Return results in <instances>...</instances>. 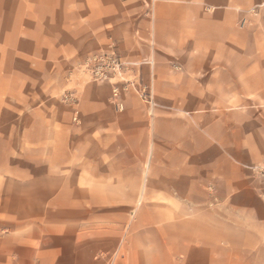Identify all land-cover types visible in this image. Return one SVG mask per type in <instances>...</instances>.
<instances>
[{
    "label": "crops",
    "instance_id": "obj_1",
    "mask_svg": "<svg viewBox=\"0 0 264 264\" xmlns=\"http://www.w3.org/2000/svg\"><path fill=\"white\" fill-rule=\"evenodd\" d=\"M259 166L264 0H0V264H264Z\"/></svg>",
    "mask_w": 264,
    "mask_h": 264
},
{
    "label": "built area",
    "instance_id": "obj_2",
    "mask_svg": "<svg viewBox=\"0 0 264 264\" xmlns=\"http://www.w3.org/2000/svg\"><path fill=\"white\" fill-rule=\"evenodd\" d=\"M88 69L92 77L98 81H114L116 78L123 76L126 70V62H123L115 51L106 54H97L88 60ZM132 85L131 81H126ZM119 96V90L114 89V97ZM151 100V98H150ZM118 108L122 109L123 105L118 104Z\"/></svg>",
    "mask_w": 264,
    "mask_h": 264
},
{
    "label": "rangeland",
    "instance_id": "obj_3",
    "mask_svg": "<svg viewBox=\"0 0 264 264\" xmlns=\"http://www.w3.org/2000/svg\"><path fill=\"white\" fill-rule=\"evenodd\" d=\"M111 51H115V54L117 55V57H119V59L122 60L121 56L119 55V53L117 52V50H116L115 48L110 49V50L103 51V52H101L100 54L110 53ZM96 55H97V54H96ZM92 57H93V56H92ZM89 59H90V58H89ZM89 59H88V60H89ZM88 60H87L86 62H84V63L78 65V69L80 70L81 74L86 78V80H88V81H98V80L94 79V78L92 77V75L90 74V71H89V69H88ZM122 61H123V60H122ZM123 62H125V61H123ZM128 72H132V67H131L128 63H126V70H125V72H124V74H123L124 77H125V75L128 74ZM123 81L126 82V79H124ZM112 82H115V81H112ZM62 98H63V100L66 101V102H75V101H76V98L73 97L72 94L64 93L63 96H62ZM257 170H258L260 173H262L263 176H264V166H259V167L257 168Z\"/></svg>",
    "mask_w": 264,
    "mask_h": 264
}]
</instances>
